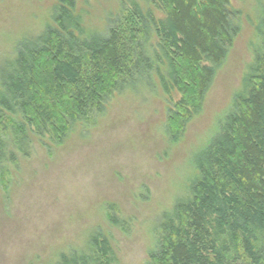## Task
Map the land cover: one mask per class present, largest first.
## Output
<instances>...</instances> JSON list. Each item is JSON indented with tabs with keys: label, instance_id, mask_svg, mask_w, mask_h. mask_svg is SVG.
Instances as JSON below:
<instances>
[{
	"label": "trees",
	"instance_id": "trees-1",
	"mask_svg": "<svg viewBox=\"0 0 264 264\" xmlns=\"http://www.w3.org/2000/svg\"><path fill=\"white\" fill-rule=\"evenodd\" d=\"M52 1L46 22L15 43L0 68L2 183L6 165L28 156L33 140L48 149L64 143L75 123L102 113L113 91L128 84L149 89L155 80L177 97L166 124L179 138L241 29L229 0H127L125 13L105 30L86 25L79 0ZM255 31L258 43L231 111L195 157L188 196L163 213L158 247L145 264H264V14ZM53 264L118 259L97 227L83 247H68Z\"/></svg>",
	"mask_w": 264,
	"mask_h": 264
},
{
	"label": "rangeland",
	"instance_id": "rangeland-1",
	"mask_svg": "<svg viewBox=\"0 0 264 264\" xmlns=\"http://www.w3.org/2000/svg\"><path fill=\"white\" fill-rule=\"evenodd\" d=\"M127 0H79L92 30L112 27ZM238 10L240 33L217 66L198 112L180 137L171 138V98L153 80L113 91L105 110L72 126L64 143L42 147L6 165L0 180V264H53L70 246L83 247L100 227L118 264H145L158 247V223L189 194L195 157L216 136L258 43L255 27L264 0H229ZM52 0H0V68L15 43L39 29ZM262 9L261 12H259ZM5 184V185H4ZM113 214L123 229L108 221Z\"/></svg>",
	"mask_w": 264,
	"mask_h": 264
},
{
	"label": "bare ground",
	"instance_id": "bare-ground-1",
	"mask_svg": "<svg viewBox=\"0 0 264 264\" xmlns=\"http://www.w3.org/2000/svg\"><path fill=\"white\" fill-rule=\"evenodd\" d=\"M4 181V180H3Z\"/></svg>",
	"mask_w": 264,
	"mask_h": 264
}]
</instances>
